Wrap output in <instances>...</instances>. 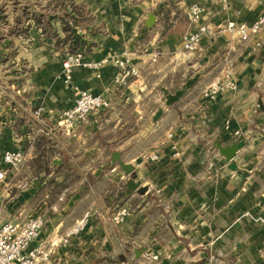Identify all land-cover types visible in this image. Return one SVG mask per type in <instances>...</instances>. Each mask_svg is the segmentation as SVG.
Wrapping results in <instances>:
<instances>
[{
	"label": "crops",
	"instance_id": "1",
	"mask_svg": "<svg viewBox=\"0 0 264 264\" xmlns=\"http://www.w3.org/2000/svg\"><path fill=\"white\" fill-rule=\"evenodd\" d=\"M62 1L88 11L75 27L86 61L127 53L138 75L116 84L109 61L73 67L65 85L68 50L40 33L24 39L36 43L17 49L15 65L0 58V219L40 215L38 239L47 241L89 211L85 229L49 264H203L212 256L216 264H264V30L243 40L223 28L250 25L264 0ZM192 5L203 9L201 23L220 29L187 51ZM1 50L10 58L9 46ZM226 69L237 88L205 98ZM82 90L108 106L66 131L58 114ZM216 142L236 143V155L226 160ZM9 149L24 151L21 167L3 163ZM114 152L133 166L130 176L112 163ZM132 175L144 194L128 189ZM120 207L129 214L115 224Z\"/></svg>",
	"mask_w": 264,
	"mask_h": 264
},
{
	"label": "built area",
	"instance_id": "2",
	"mask_svg": "<svg viewBox=\"0 0 264 264\" xmlns=\"http://www.w3.org/2000/svg\"><path fill=\"white\" fill-rule=\"evenodd\" d=\"M226 1V0H225ZM202 8L192 5L189 10L192 28L183 34L182 47L187 51L196 49L203 35H211L215 30L220 29V25L210 27L200 22ZM224 29L237 30L241 39L246 40L251 33L264 30V10L250 25L236 26L233 22H227ZM157 53H153L151 61H156ZM113 61L118 67L115 83L125 85L132 77L138 75V70L130 64L127 53L122 57L111 59L105 57L99 61H86L82 52H67L62 59L63 82L69 85L71 81V71L73 67H84L98 69L103 63ZM237 85L232 78L229 69L216 76L203 91V96L213 99L219 92L224 90H235ZM108 106V101L101 95L92 94L89 91H79L72 107L62 110L58 114V126L64 130H69L76 123H86L90 114L97 113ZM26 154L21 149L6 150L3 155V163L12 169L21 167L26 162ZM148 159H157L155 154L149 155ZM5 171L0 170V180L4 179ZM129 214L126 207H120L111 216L113 223H121ZM90 212L85 211L75 224L64 232L59 238H50L47 241L39 240V234L44 224L42 216H32L24 222L2 221L0 219V264H49L51 255L59 246L66 247L72 236L80 234L88 224ZM32 243H34L32 245ZM203 264H216V259L212 256Z\"/></svg>",
	"mask_w": 264,
	"mask_h": 264
},
{
	"label": "trees",
	"instance_id": "3",
	"mask_svg": "<svg viewBox=\"0 0 264 264\" xmlns=\"http://www.w3.org/2000/svg\"><path fill=\"white\" fill-rule=\"evenodd\" d=\"M60 1L63 7V11L52 13L50 10L48 13L42 11H34L31 15H28L27 8L23 7L21 13L18 17H13L14 25L9 27L11 36H28V28L22 27L21 22L32 21L34 25L39 28V33L45 38L54 39V43L57 46L66 47L69 53L77 52L78 48L83 45V43L77 38L75 34V27L79 26L82 21V13L79 8H82V4H74L72 2ZM5 3H8L5 1ZM7 4L0 5V20L8 21L10 17L13 16L15 9H7ZM77 10V11H76ZM18 12V10H17ZM20 23V24H19ZM28 26H31L28 23ZM56 24H59L63 36L57 32Z\"/></svg>",
	"mask_w": 264,
	"mask_h": 264
},
{
	"label": "rangeland",
	"instance_id": "4",
	"mask_svg": "<svg viewBox=\"0 0 264 264\" xmlns=\"http://www.w3.org/2000/svg\"><path fill=\"white\" fill-rule=\"evenodd\" d=\"M5 1L8 3H5ZM2 4H7L8 5L7 9H15V11L13 13V16L10 17L8 21H5L3 19L0 20V55H1L0 58L3 60L5 59L6 61H9V63L13 61L15 65V63H17L16 58H15L17 55V49L21 48V45L22 46H24L25 44L30 45L31 43L35 44L36 39L30 40V41H25L24 39L35 37L36 35L39 36V28L36 25H34L32 21H29V22L22 21L21 24L20 23L19 24L24 28L26 27L28 28V36L23 35L22 36L23 39H20L21 36H11L9 27H13L14 25L13 17H18L23 7L27 8V11L29 13L28 15H31V13H33L34 11L36 12L42 11V12L48 13L50 10L54 9L52 13H55L57 11L61 12L64 9L60 1H54V0H0V5ZM79 9L83 15L82 19L88 15V11L85 7H82ZM28 23H30L31 26H28L29 25ZM55 27L58 30L60 29L59 25H56ZM16 43H17V46H16ZM6 46H9L11 48L10 58L7 57V59L3 57V52L1 50V48L4 49V47ZM18 63H20L19 65L22 64L21 61Z\"/></svg>",
	"mask_w": 264,
	"mask_h": 264
},
{
	"label": "water",
	"instance_id": "5",
	"mask_svg": "<svg viewBox=\"0 0 264 264\" xmlns=\"http://www.w3.org/2000/svg\"><path fill=\"white\" fill-rule=\"evenodd\" d=\"M153 14H148L145 25L151 27L154 24ZM260 105V104H259ZM215 148L218 150L219 154L223 156L226 160H231L237 153V144L233 143L229 146L222 147L219 143H215ZM112 163L117 162L120 169L126 174L131 175L133 171V166L131 164L125 163L121 160L119 153L114 152L111 156ZM135 177L132 175L127 181V187L130 190H135L138 194H144L147 191L146 186H140L139 182L134 181Z\"/></svg>",
	"mask_w": 264,
	"mask_h": 264
}]
</instances>
